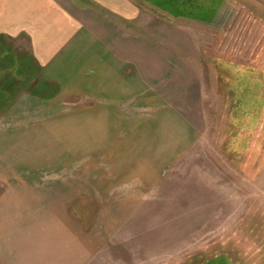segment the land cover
<instances>
[{"label": "crops", "instance_id": "0c3cea01", "mask_svg": "<svg viewBox=\"0 0 264 264\" xmlns=\"http://www.w3.org/2000/svg\"><path fill=\"white\" fill-rule=\"evenodd\" d=\"M162 1L0 0V39L42 86L0 114V264H124L118 244L163 203L203 111L183 44L140 35L142 9L183 16L186 0ZM87 123L81 150L44 141Z\"/></svg>", "mask_w": 264, "mask_h": 264}, {"label": "rangeland", "instance_id": "374dc122", "mask_svg": "<svg viewBox=\"0 0 264 264\" xmlns=\"http://www.w3.org/2000/svg\"><path fill=\"white\" fill-rule=\"evenodd\" d=\"M216 2L186 0L183 13L208 16ZM231 2L213 19L142 9V37L183 44L200 78L203 129L167 173L163 203L142 210L118 244L124 264H264V2ZM63 126L62 140H44L50 149L88 147V123Z\"/></svg>", "mask_w": 264, "mask_h": 264}, {"label": "trees", "instance_id": "16d2710c", "mask_svg": "<svg viewBox=\"0 0 264 264\" xmlns=\"http://www.w3.org/2000/svg\"><path fill=\"white\" fill-rule=\"evenodd\" d=\"M217 3L221 6V9H226L227 5L232 2L229 0L217 1L215 3L216 9L218 8V5H216ZM216 9L214 8V12L208 14V16H206L207 14H192L191 17L183 13L182 17L172 19L176 21L196 18L213 19L216 17L214 14ZM40 87L42 86L39 83L34 67L31 65L29 59L25 56L18 55L8 44L0 39V114L4 113L21 93H34L37 92Z\"/></svg>", "mask_w": 264, "mask_h": 264}]
</instances>
